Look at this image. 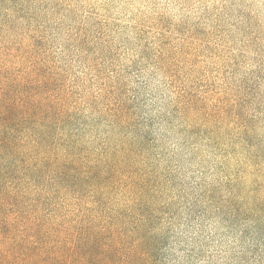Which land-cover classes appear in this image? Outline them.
Returning a JSON list of instances; mask_svg holds the SVG:
<instances>
[{
  "label": "rangeland",
  "instance_id": "1",
  "mask_svg": "<svg viewBox=\"0 0 264 264\" xmlns=\"http://www.w3.org/2000/svg\"><path fill=\"white\" fill-rule=\"evenodd\" d=\"M3 1L0 37L40 36L81 55L74 69L100 63L137 91L138 166L157 185L169 258L264 264V0ZM157 46L166 57L155 63ZM184 84L232 107L179 112L167 86Z\"/></svg>",
  "mask_w": 264,
  "mask_h": 264
},
{
  "label": "trees",
  "instance_id": "2",
  "mask_svg": "<svg viewBox=\"0 0 264 264\" xmlns=\"http://www.w3.org/2000/svg\"><path fill=\"white\" fill-rule=\"evenodd\" d=\"M78 57L0 37V264H175L154 226L157 185L138 166V93L100 63L74 69ZM167 89L187 115L201 101L232 107L212 89Z\"/></svg>",
  "mask_w": 264,
  "mask_h": 264
}]
</instances>
